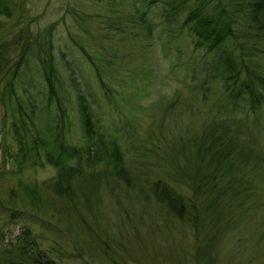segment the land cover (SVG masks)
I'll return each mask as SVG.
<instances>
[{"label":"trees","instance_id":"1","mask_svg":"<svg viewBox=\"0 0 264 264\" xmlns=\"http://www.w3.org/2000/svg\"><path fill=\"white\" fill-rule=\"evenodd\" d=\"M107 1L134 8L127 17L137 36H150L157 28L155 18L171 39L186 31L195 49L204 52L202 72L220 83L219 100L200 132L181 141L184 155L173 162V140L161 135L147 144L124 115L113 119V106L118 110L119 104V93L109 87L113 74H101L100 65L79 46L94 70L98 96L90 82L76 79L65 57L55 55L53 25L36 32L27 25L10 46L14 61L0 46V99L11 117L7 128L15 148L8 153L10 167L52 166L55 172L46 184L72 212L90 206L102 187L138 186L190 227L194 251L202 256L192 263L213 264L224 233L264 207V48L258 45L264 41V0ZM19 3L0 0V15L11 19L18 11L22 21L26 15ZM102 104L110 109H101ZM73 118L82 143L72 138ZM19 198L34 212L46 203L35 186H24ZM6 201L0 199V208L10 211L8 223L30 213L12 199ZM4 224L0 222V264H59L27 225L7 239Z\"/></svg>","mask_w":264,"mask_h":264},{"label":"rangeland","instance_id":"2","mask_svg":"<svg viewBox=\"0 0 264 264\" xmlns=\"http://www.w3.org/2000/svg\"><path fill=\"white\" fill-rule=\"evenodd\" d=\"M16 1L25 19L18 20V11L11 19L0 15V46L6 50L9 62L16 59L9 49L17 32L27 25L35 32L53 25L55 55L70 62L76 79L90 82L91 89L99 91L94 70L79 46L100 65L101 74H113L109 87L119 93L118 110L112 104L113 119H117V113L124 115L147 144L157 142L156 137L161 135L167 141L173 140L171 161L184 155L181 141L200 132L205 116L220 98L218 79L202 72L204 52L195 49L186 31L171 39L155 18L157 28L151 35L137 36L132 17H127L134 8L123 9L107 0ZM258 45L264 48V41ZM1 86L0 82V91ZM171 102L173 106H169ZM101 109L110 108L102 104ZM10 121L9 111L0 99V199L7 203L10 198L14 206L30 212L8 223L10 211L0 208L7 239L27 225L59 264H197L192 260L202 256L194 251L190 227L173 217L146 190L121 183L102 187L91 198L90 206L72 212L46 184L55 172L52 166L12 169L8 153L15 148L7 128ZM73 124L72 138L82 143L76 118ZM261 142L264 147V135ZM164 146L168 147L166 142ZM26 185L37 187L40 197L46 199L45 204L39 203L37 212L19 198ZM177 186L188 190L181 184ZM236 225L220 239L213 264H264V207L254 209Z\"/></svg>","mask_w":264,"mask_h":264}]
</instances>
